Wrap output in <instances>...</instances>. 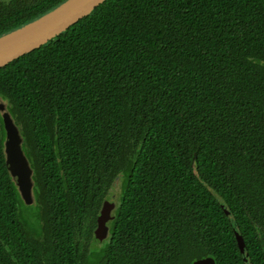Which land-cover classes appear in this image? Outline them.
<instances>
[{
  "label": "trees",
  "instance_id": "obj_1",
  "mask_svg": "<svg viewBox=\"0 0 264 264\" xmlns=\"http://www.w3.org/2000/svg\"><path fill=\"white\" fill-rule=\"evenodd\" d=\"M61 1L0 0V34ZM0 99L33 180L26 204L0 112V264H244L221 202L264 264V0H104L0 67Z\"/></svg>",
  "mask_w": 264,
  "mask_h": 264
},
{
  "label": "water",
  "instance_id": "obj_2",
  "mask_svg": "<svg viewBox=\"0 0 264 264\" xmlns=\"http://www.w3.org/2000/svg\"><path fill=\"white\" fill-rule=\"evenodd\" d=\"M103 1L63 0L37 17L0 34V67L63 32ZM0 112L3 116L5 130V164L23 201L30 204L33 202L32 167L22 149L23 138L2 101H0ZM114 207V201L108 199L103 201L93 229L94 241L101 243L107 237L109 231L107 222L114 217L111 213ZM221 207L229 218L244 264H250L248 251L244 246L243 237L237 228L236 221L223 202H221ZM191 264H215V260L212 256H204L195 259Z\"/></svg>",
  "mask_w": 264,
  "mask_h": 264
},
{
  "label": "rangeland",
  "instance_id": "obj_3",
  "mask_svg": "<svg viewBox=\"0 0 264 264\" xmlns=\"http://www.w3.org/2000/svg\"><path fill=\"white\" fill-rule=\"evenodd\" d=\"M0 101H1V99H0ZM109 191H111V190H109ZM117 191H118V185H116L115 186V188H114V190H113V192L115 193H117ZM112 192H110V194L108 195V200H112V201H115L114 199H115V197L114 196H112V194H111ZM94 229V228H93ZM90 240H91V244H90V246L92 247V249H96L97 248V246H101L100 245V242H96V241H94L95 239H94V237L93 238H90Z\"/></svg>",
  "mask_w": 264,
  "mask_h": 264
},
{
  "label": "flooded vegetation",
  "instance_id": "obj_4",
  "mask_svg": "<svg viewBox=\"0 0 264 264\" xmlns=\"http://www.w3.org/2000/svg\"><path fill=\"white\" fill-rule=\"evenodd\" d=\"M98 210H99V209H98ZM111 213L114 214V209L111 211ZM109 222H110V221L107 222L108 226H109ZM103 241H104V240H103Z\"/></svg>",
  "mask_w": 264,
  "mask_h": 264
}]
</instances>
